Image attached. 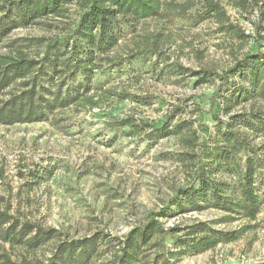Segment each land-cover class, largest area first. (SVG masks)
Instances as JSON below:
<instances>
[{"label": "trees", "instance_id": "obj_1", "mask_svg": "<svg viewBox=\"0 0 264 264\" xmlns=\"http://www.w3.org/2000/svg\"><path fill=\"white\" fill-rule=\"evenodd\" d=\"M227 2L240 12L264 7V0ZM195 3H199V10L191 15V27L211 21L215 33L235 40L238 48L251 38L230 22L220 0L182 4L173 0H0V125L40 122L51 112L95 109L109 106L114 99V103L144 101L113 86L93 88V81L98 73L123 69L134 58V54L123 58L115 53L123 24L134 26L150 18L166 17L189 20L187 11ZM70 8L76 14L68 23ZM258 17L263 23L264 11ZM51 20L65 21L60 32L10 38L19 29ZM254 38L261 40V45L236 57L221 75L208 70L189 72L196 84L218 79L217 93L226 86L220 96L226 120H218L214 135L209 134L211 146L206 142L198 145L197 131L189 120L172 125L165 122L146 134L148 140L173 137L185 149L181 154L187 156L185 166L191 167V185L179 189L167 205L148 212L122 237L95 233L62 238L54 228L0 209V264H95L105 254L108 264H173L182 257L212 252L255 233L264 204V143H253L264 134V26L255 27ZM170 41V35L155 33L143 36L139 45L141 52L166 64L168 58L160 49ZM168 69L179 75L188 72L181 65L170 64ZM235 77L237 82L231 81ZM243 104L248 107L234 110ZM120 126L129 127L135 134L142 130L130 118L122 120ZM198 146L200 153L195 151ZM171 206L176 207L177 214L216 210L224 216L211 223L236 220L240 225L232 230L214 229L212 224L196 220L165 227L160 220L168 217ZM47 245L46 256L41 251Z\"/></svg>", "mask_w": 264, "mask_h": 264}, {"label": "rangeland", "instance_id": "obj_2", "mask_svg": "<svg viewBox=\"0 0 264 264\" xmlns=\"http://www.w3.org/2000/svg\"><path fill=\"white\" fill-rule=\"evenodd\" d=\"M182 4L191 0H173ZM196 2V0H193ZM234 25L251 36L238 48L225 34L215 33L211 21L191 27V15L199 3L187 11V19L150 18L134 26L122 25V40L116 54H134L123 69L98 73L93 88L113 86L144 101L126 99L100 105L95 109H67L48 113L40 122L0 125V209L45 228H54L62 238H81L95 233L122 237L142 222L150 211L167 205L179 189L187 188L194 178L186 167L187 156L173 137L148 140L152 127L189 120L196 129L198 145L211 146L209 134L215 133L218 120L225 121L222 99L226 86L217 93L218 79L196 84L190 71L208 70L221 75L245 52L261 45L254 38L255 27L264 26L258 15L264 11L249 8L237 11L220 0ZM68 23L75 17L69 9ZM65 21H44L39 25L15 31L10 38H38L60 32ZM159 33L171 41L161 47L168 58L165 64L150 53L141 52L143 36ZM259 43V44H258ZM4 51V50H2ZM181 65L184 75L171 72L168 66ZM237 78L231 81L237 82ZM247 108V104L234 110ZM126 118L140 126L130 133L120 126ZM139 129V130H140ZM253 143H264V134ZM195 149L200 153V147ZM188 151V150H186ZM264 158V157H263ZM184 160L185 162H181ZM220 177V176H217ZM171 213L160 222L165 227L204 221L214 229L232 230L240 221L213 224L224 214L216 210ZM255 233L218 246L212 252L182 257L173 264H262L264 263V204L257 217ZM104 246L102 250H104ZM49 254L48 245L41 251ZM105 254L95 264H108Z\"/></svg>", "mask_w": 264, "mask_h": 264}]
</instances>
